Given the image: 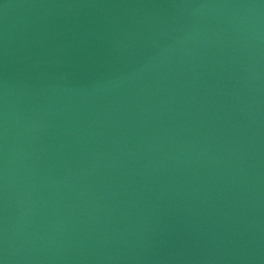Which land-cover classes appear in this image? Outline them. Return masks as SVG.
<instances>
[{
	"label": "water",
	"instance_id": "95a60500",
	"mask_svg": "<svg viewBox=\"0 0 264 264\" xmlns=\"http://www.w3.org/2000/svg\"><path fill=\"white\" fill-rule=\"evenodd\" d=\"M3 264H264V0H0Z\"/></svg>",
	"mask_w": 264,
	"mask_h": 264
},
{
	"label": "snow or ice",
	"instance_id": "6c2138e0",
	"mask_svg": "<svg viewBox=\"0 0 264 264\" xmlns=\"http://www.w3.org/2000/svg\"><path fill=\"white\" fill-rule=\"evenodd\" d=\"M0 264H3V261H0Z\"/></svg>",
	"mask_w": 264,
	"mask_h": 264
}]
</instances>
